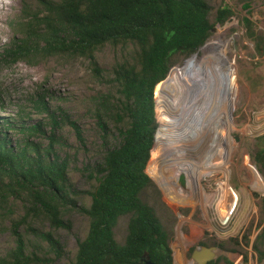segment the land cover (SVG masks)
Wrapping results in <instances>:
<instances>
[{
	"label": "trees",
	"instance_id": "1",
	"mask_svg": "<svg viewBox=\"0 0 264 264\" xmlns=\"http://www.w3.org/2000/svg\"><path fill=\"white\" fill-rule=\"evenodd\" d=\"M32 8L24 9L27 21L21 43L14 39L2 57L89 61L107 86L97 110L104 145L100 159L84 166L93 187L85 191L91 204L81 205L80 192L70 180L71 164L55 151L58 140L53 134L48 143L30 140L46 137L44 125L49 121L55 131L58 121L53 116L46 123L1 120L0 218L11 222L15 245L0 254V264H52L62 258L65 247L56 233L72 230L73 212L89 217V232L79 241L72 264H146L147 256L154 264H174L172 235L143 196L155 184L147 173L158 128L154 93L175 57L197 53L215 25H224L233 16L232 9L219 8L212 20L211 0H38ZM244 8L250 9L249 1ZM243 25L256 50L264 51V36L256 32L249 16L243 17ZM108 45L128 55L106 74L97 54ZM9 130L17 132L16 142ZM76 133L84 143L79 128ZM261 140L264 143V135ZM242 145L251 149V139L244 137ZM253 160L264 177V145ZM254 195L264 212V197ZM17 203L22 204V216L14 212ZM122 217L128 218L124 243L115 231ZM256 249L264 260V250ZM194 250L191 245L190 253ZM221 259L232 264L227 257L208 264H220Z\"/></svg>",
	"mask_w": 264,
	"mask_h": 264
},
{
	"label": "rangeland",
	"instance_id": "2",
	"mask_svg": "<svg viewBox=\"0 0 264 264\" xmlns=\"http://www.w3.org/2000/svg\"><path fill=\"white\" fill-rule=\"evenodd\" d=\"M37 1L14 0V4L0 10V122L3 118L15 117L23 118L26 122L43 120L46 123L53 116L59 123L55 131L52 129L54 122L49 121L48 126L44 125L46 137L34 136L30 140L48 143L50 136L54 135V139L58 140L55 145L56 153L71 164L70 180L80 192L79 204L90 205L91 197L85 191L93 187V181L84 173V166L99 160L103 153L104 144L97 122V110L101 104L100 95L106 93L107 86L94 73L89 61L83 58L2 57L5 48L14 39L21 43L27 21L24 9L33 7V10ZM247 1L250 3L249 10L244 8ZM211 6L212 20H215L217 10L222 7L231 8L233 16L224 25H215L210 39L197 53L190 57H175L170 72L183 66L194 56L198 61L201 60V64L209 60L215 66H222L223 75L229 68L230 73L226 78L229 79L224 81L230 91V99L226 100L228 107L225 110L224 126L216 124L215 132H201L197 138L188 139L192 146L186 156L194 162L193 160L201 159L206 151L210 153L217 147H222L216 161V166L219 167H216L213 175L204 179L202 190L211 197L226 194L225 202H229L232 197L237 203L230 201V209L233 208L230 214L224 212V205L223 208L219 207L220 203L207 206L199 194L200 187L195 178H188L187 187L184 188L179 179L185 192L180 190V193L184 198L173 201L153 176L152 171H159L162 165L161 155L157 154V132L161 126L159 98L166 96L167 85L164 82L170 72L157 85L154 93L158 128L147 173L155 184L154 187L147 188L143 196L155 208L165 228L172 235L174 264H196L192 259L193 253L189 251L190 246L194 245L196 249L203 245L202 242L217 247L215 259L227 257L232 264H264L256 249L258 246L264 250V212L254 195L259 193L264 197V177L253 160L254 153L264 145L261 140L264 135V51L259 53L256 50L243 25V17L247 15L252 19L256 32L264 36V0H211ZM212 42L216 44L209 46ZM127 55L128 52L108 45L98 52L97 58L102 71L107 74L116 62ZM216 71L218 75L211 76L210 73L207 76L213 85L222 82V76L217 69ZM39 107H46L48 111L39 112ZM199 118L198 121L201 120ZM4 127L3 125L2 128ZM76 128H79L85 138L84 143L78 138ZM9 136L13 142L19 137L15 130H9ZM235 136L242 139L237 141ZM244 137L251 139V149L243 148ZM254 167L260 177L259 186L256 185ZM14 212L17 216L24 214L21 203L15 205ZM69 219L72 221V230L61 229L56 233L65 247V254L52 264H72L79 241L88 235L87 215L73 212ZM46 228L49 229L47 225ZM10 229L11 222L0 218V254L6 253L15 245V237ZM115 231L117 240L124 243L128 233L127 217L120 218ZM259 236L262 238L258 242ZM220 264L227 263L221 259Z\"/></svg>",
	"mask_w": 264,
	"mask_h": 264
},
{
	"label": "bare ground",
	"instance_id": "3",
	"mask_svg": "<svg viewBox=\"0 0 264 264\" xmlns=\"http://www.w3.org/2000/svg\"><path fill=\"white\" fill-rule=\"evenodd\" d=\"M11 4H14V0H0V10ZM215 44L212 42L209 46ZM214 57L217 56L214 55ZM198 60L194 56L183 66L174 68L164 82L167 85L166 96L159 98V120L161 126L157 132V154L161 155L162 165L159 167V171H155L156 173L152 171V173L166 195L173 201H179L184 198V196H181L180 190H182V193L185 192L179 183L181 182L184 188L189 181L188 178H195L199 184L200 188L198 191L202 195L204 203L207 206L220 203L219 207L223 208L224 205L225 211H223L230 214L233 210V208L230 209V201L237 203V200H233L230 197L229 202H225L224 200L227 198L226 194H222L220 197H211L209 193L202 190L204 179L207 176L213 175L216 167H219L218 165L216 166V161L219 157V152L221 153L222 151V147H217L216 151L212 150L213 152L210 153L206 151L201 159L193 160L194 162L188 160L186 156L192 146L189 145L188 139H193L201 132L214 131L216 124H223L224 126L226 118L225 110L228 107L226 100L227 98L228 100L230 99L229 86L227 89V82H224L228 77V73H230L229 68H227V71L223 75L221 71L222 66H215L209 60L201 64V60ZM216 69L222 76L224 84L220 82L217 85H213L212 81L208 80V74L211 73V76H216ZM157 94L160 97L161 93L159 89L157 90ZM199 117H201V120L198 121ZM255 174L256 185L259 186L260 177L256 170Z\"/></svg>",
	"mask_w": 264,
	"mask_h": 264
},
{
	"label": "water",
	"instance_id": "4",
	"mask_svg": "<svg viewBox=\"0 0 264 264\" xmlns=\"http://www.w3.org/2000/svg\"><path fill=\"white\" fill-rule=\"evenodd\" d=\"M215 29H213L214 31ZM235 139L237 141H240L242 137L235 136ZM217 247L216 246H206L202 245L199 248H196L192 254V259L196 262V264H208L210 261L215 260L217 256ZM147 263L146 264H154L150 257L147 256ZM110 258V255H108L107 259Z\"/></svg>",
	"mask_w": 264,
	"mask_h": 264
}]
</instances>
